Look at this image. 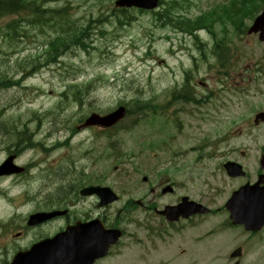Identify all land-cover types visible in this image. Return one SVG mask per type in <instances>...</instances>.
Instances as JSON below:
<instances>
[{
    "label": "rangeland",
    "instance_id": "374dc122",
    "mask_svg": "<svg viewBox=\"0 0 264 264\" xmlns=\"http://www.w3.org/2000/svg\"><path fill=\"white\" fill-rule=\"evenodd\" d=\"M115 0H54L53 6L69 5L75 8L70 11L74 18L79 19L88 13L100 12L107 21L102 24L105 28L99 35L94 37L101 43L86 54V50H76L73 54H68L67 58H61L63 66L55 65L50 69H40L33 78H28L22 88H8L0 91V164L8 155H12L19 150L16 148V141L12 139L11 134L7 132L22 134L24 120L26 119L25 108L34 110L36 107L43 112H48L44 120V127L50 124L53 127L62 129L47 144H41L37 147H31L28 152L23 153L17 160L18 165H27L31 159H44L37 169L33 165L29 166V173H35L31 176L4 179L0 183H10L11 193H16L25 188H36L35 183L45 182L63 183L74 182L75 190L82 185L97 184L100 186L114 189L121 199L128 198H146L151 204L147 206L151 209L157 207L162 209L166 205L173 204L179 196L186 195L193 200L202 201L207 198H213V208L218 209L230 195L231 187L228 181L226 186L221 189V194L216 195L215 191L210 190L203 182V176H209L214 170V164L221 163L223 156L218 160L205 162V170L201 172L194 161V155L197 151L198 137L205 136L209 142L225 136L228 132L232 137L226 142L227 147L231 149L246 151L244 148L249 144L250 153L253 149H258L264 144V128L259 130V124L256 128L252 126V119L255 112L264 110V74L255 78V66L264 63V43L257 42V36L253 39L242 38L234 39L231 27L227 24H211V30L216 33L217 39L222 37L221 31L227 29V35L231 38L229 49L233 55V63L228 68L230 77L227 82L231 84V91L218 93L210 104L195 110L188 106L186 109L192 111L195 117L188 114H182V128L176 127L174 136H169V126L160 125L163 120L155 118L153 123L143 119L140 123H131L135 113L137 101L150 102L153 105L165 101L173 89L183 82V70L190 66V57L198 58L199 51L197 40L188 35H173L169 28L160 27L155 23L151 14H139L130 10L124 16L135 17L129 25H119L113 12V2ZM167 0L166 4H170ZM228 0H189L185 11L187 15H195L209 7L226 4ZM167 9V8H163ZM161 10V7L160 9ZM15 16L8 17L9 20ZM103 17V16H102ZM244 24L250 25L249 18H244ZM3 25L4 22L2 21ZM21 25V21L19 22ZM37 31L25 32L29 38L15 41L10 40V46L0 45V73H6V77L17 80L23 74L22 69L40 68L43 61H33V58L39 53V43L35 42L33 35ZM197 38L205 45H212L214 40L206 32L197 33ZM248 38V36H247ZM95 43V41H94ZM250 46V49L248 48ZM232 49L235 50L232 53ZM146 54V55H145ZM7 56V59H6ZM24 58L29 64L19 62ZM214 60L208 59L199 62L196 65V73L193 85L197 92L208 94L214 85L203 88L198 82H215ZM264 67V65L262 66ZM28 74V72L26 73ZM101 76L104 79H97ZM244 77L243 84H249L247 89L238 88L242 86L240 78ZM226 80V78H225ZM68 84H81L85 94L82 97L81 105L72 103L68 97L64 102L61 93L65 91ZM233 86H237L234 87ZM238 89V90H237ZM257 93H260L261 100L255 99ZM214 94V92L210 93ZM261 102V105L254 106L253 103ZM240 103H246L245 108H238ZM130 105L132 115L123 120V122L112 130L111 134H105L96 129L80 130L76 136H71L67 141L72 145L64 150H60L57 140L65 138V134L74 130L76 119L83 115H89L92 112L106 114L119 105ZM220 104H224L221 106ZM213 105L218 107L217 110ZM30 116V114H29ZM28 116V117H29ZM53 117V118H51ZM21 118L22 121H16ZM42 118V115H41ZM165 118V117H164ZM245 121L242 122L241 119ZM152 119V117H148ZM204 119V121H203ZM229 119V125L222 128V120ZM202 126H199V125ZM9 127V131L7 128ZM160 130L159 134L156 131ZM216 133V134H215ZM6 136V137H4ZM154 140L155 150H148L146 140ZM63 141V140H62ZM252 145V147L250 146ZM106 145H112L116 159L106 157ZM227 147L220 144L216 155L226 152ZM194 148V151L191 149ZM88 153V154H87ZM84 156L85 162H76L79 156ZM254 155L246 159L247 168L252 172ZM207 160V159H204ZM241 160V158H240ZM76 162V163H75ZM36 164V163H35ZM73 165L78 171L81 167V173L78 175L76 170L69 167ZM39 172L45 173V178ZM147 178V182L142 181V177ZM163 176H168L170 182L176 186L174 195H161L158 182ZM78 181L82 182L80 185ZM183 186V188H180ZM235 186V185H234ZM151 188L156 189L151 193ZM208 192L209 196L203 192ZM58 197V196H56ZM121 202L113 205L116 207ZM145 204V203H143ZM151 216H155L150 211ZM123 217V212L116 217L115 222L120 224L118 219ZM225 214L222 212L213 217L197 218L196 228L186 229L188 237L201 236L213 230V240L205 242L207 247H202L200 243L189 245V249L182 246L179 236L166 238V249L156 248L151 252V257L147 256L144 264H185L184 259L190 264H225L223 257L228 256V249L239 240H235L237 232H218L216 226L224 220ZM151 226L156 227L159 220L156 217L151 218ZM123 225V224H122ZM149 225V221L147 222ZM6 226V225H4ZM54 231V230H53ZM52 231V232H53ZM262 236V246L255 248L250 245L249 252L240 258L242 264H264V234ZM158 244V243H156ZM170 244V246H168ZM168 246V248H167ZM217 246H221L217 248ZM138 253L134 256L132 264L138 262ZM118 264H129L126 259L120 260Z\"/></svg>",
    "mask_w": 264,
    "mask_h": 264
},
{
    "label": "flooded vegetation",
    "instance_id": "af4514ba",
    "mask_svg": "<svg viewBox=\"0 0 264 264\" xmlns=\"http://www.w3.org/2000/svg\"><path fill=\"white\" fill-rule=\"evenodd\" d=\"M214 73L215 78L222 77L224 79L228 75V70L219 67ZM223 79L220 82H223ZM199 84L204 86L202 82ZM24 169L26 175L28 166H25ZM256 174L258 176L262 174L260 169L256 170ZM78 183L80 185L82 182L78 181ZM34 187L36 188L27 189L28 198L21 201L22 205L18 213H20L19 217H23L20 220H11L6 226L0 225V264H8L11 257L16 253L27 251L32 245L63 232L67 228H73L76 225H87L92 222H98L102 225L106 219L110 218L114 222L107 227L104 225L105 228L102 227L107 232L114 229L117 234L120 233L117 242L110 248L113 256L117 257L120 254L122 260H124L125 253L121 252L127 250L129 246H138L143 254V256L138 255V262L144 264L147 261L142 239L149 221L151 209L147 204H150V200L146 198H128L123 201L122 205L116 207L110 205L102 208L98 194L89 193L86 197L80 196V191L84 189L101 187L97 184L79 186L77 191L74 182L46 185L45 183H35ZM62 211H66L62 216L36 225H28V219L33 214ZM121 212H123V217L118 219L120 224L117 225L115 219ZM166 225L171 228L174 224ZM71 248L73 247L67 249L70 250ZM134 257L133 255L132 261H134ZM99 261H95L94 264ZM35 264H41L38 258Z\"/></svg>",
    "mask_w": 264,
    "mask_h": 264
},
{
    "label": "trees",
    "instance_id": "16d2710c",
    "mask_svg": "<svg viewBox=\"0 0 264 264\" xmlns=\"http://www.w3.org/2000/svg\"><path fill=\"white\" fill-rule=\"evenodd\" d=\"M45 0H0V20L4 17L15 16L11 21L4 26L5 29H1V31H6L7 36L11 33L15 38L21 36V34L17 33V30L21 28L22 25L19 26L20 21H24L27 25H36L38 27H43L47 25L50 30L53 31V40L49 43L48 51H51L48 56L53 59L55 62L56 57L64 54L70 48L81 47L86 48L81 41L86 38V34L88 33V29L85 26H82L83 23L78 19H74V17L70 14L71 6L67 5L62 8L56 7H48L46 9L43 8ZM260 4H263V0H260ZM253 5V3L251 4ZM259 6L258 3H254L251 9L256 11V8ZM245 6L243 10H239L236 15L233 16V20L237 21L240 29V21L245 15H252L250 9ZM247 9V11H245ZM103 16V15H102ZM169 17L166 15L163 20H167ZM107 19L105 17L98 18H89L87 19V24H103ZM208 20L206 18H198L195 20H190L189 22L198 24H205ZM119 25H127L128 22L126 20H121L118 18L117 20ZM176 21H173L175 23ZM19 26V27H18ZM194 26L193 24H187L184 27ZM238 29V30H239ZM48 60V57H47ZM191 79V78H190ZM189 81V76L186 75V83ZM81 92L73 94L72 97L74 101H80ZM180 103L186 104L193 102L195 104H199V100H197L192 91L188 89L187 86H184L183 90L178 94V98L176 99ZM168 105V104H167ZM167 105L165 106H150L149 102L146 101H137L135 105V116L138 117L139 114H145L147 111L158 110L163 112ZM132 109H129L128 116H131Z\"/></svg>",
    "mask_w": 264,
    "mask_h": 264
},
{
    "label": "water",
    "instance_id": "95a60500",
    "mask_svg": "<svg viewBox=\"0 0 264 264\" xmlns=\"http://www.w3.org/2000/svg\"><path fill=\"white\" fill-rule=\"evenodd\" d=\"M117 6L120 7H130V6H139V7H145V8H150L155 5V0H119L116 3ZM251 31L261 32V40H264V9L262 12V15L257 18L255 21L254 26L251 28ZM125 113L123 109H118L117 111L113 112L110 115L100 117L97 115H92L90 116L83 127H88V126H100L103 128H109L113 125H115L118 121H120L124 117ZM12 160L13 157L8 158V160L0 167V176L2 175H9L14 173H18L19 170L15 169L14 166L12 165ZM87 193V192H83ZM169 209H166L162 214H165L166 216L170 217ZM259 213H256L254 216V219H258ZM56 240V239H55ZM57 252V251H56Z\"/></svg>",
    "mask_w": 264,
    "mask_h": 264
},
{
    "label": "bare ground",
    "instance_id": "6f19581e",
    "mask_svg": "<svg viewBox=\"0 0 264 264\" xmlns=\"http://www.w3.org/2000/svg\"><path fill=\"white\" fill-rule=\"evenodd\" d=\"M197 45H198V47H200V48H204V49H207V47L209 46V45H205L202 41H197Z\"/></svg>",
    "mask_w": 264,
    "mask_h": 264
}]
</instances>
